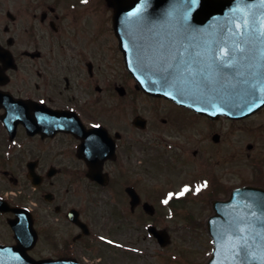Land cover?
<instances>
[{
	"label": "flooded vegetation",
	"instance_id": "obj_1",
	"mask_svg": "<svg viewBox=\"0 0 264 264\" xmlns=\"http://www.w3.org/2000/svg\"><path fill=\"white\" fill-rule=\"evenodd\" d=\"M113 6V0H0V264L154 262L159 243L148 226H158L148 205L193 203L196 193L211 203L240 185L263 186L262 168L256 181L231 185L226 120H245L264 107L233 120L163 98L158 106L128 83ZM137 93L155 103L149 117L131 112L130 94ZM12 98L25 107L15 108ZM245 148L248 160L264 164V149L251 155L255 144ZM135 160L153 175L148 196L131 178ZM188 160L194 167L183 172ZM181 173L187 178L182 174L186 183L178 191L189 189L183 196L171 185Z\"/></svg>",
	"mask_w": 264,
	"mask_h": 264
},
{
	"label": "water",
	"instance_id": "obj_2",
	"mask_svg": "<svg viewBox=\"0 0 264 264\" xmlns=\"http://www.w3.org/2000/svg\"><path fill=\"white\" fill-rule=\"evenodd\" d=\"M114 8L127 69L145 93L210 117L264 106V0H114ZM230 196L213 202L206 264H264V189Z\"/></svg>",
	"mask_w": 264,
	"mask_h": 264
},
{
	"label": "rangeland",
	"instance_id": "obj_3",
	"mask_svg": "<svg viewBox=\"0 0 264 264\" xmlns=\"http://www.w3.org/2000/svg\"><path fill=\"white\" fill-rule=\"evenodd\" d=\"M129 82L133 83V80L130 78L128 80V83ZM163 102L162 99H156L158 106ZM130 104L135 106V108L131 109V112L141 111L145 117H149L151 115L150 110L155 103L141 93H137L136 95L130 94ZM226 121L231 143L230 153L231 157L234 158L229 173L231 185L238 186L240 183L256 181L257 170L262 168V171H260V173H262L260 181L264 186V164L258 167L248 160L249 158L246 157L248 150L245 148L248 142L255 144L256 149L250 151L251 155H257L264 149V138L262 137V134H260V131L264 130V110L258 111L255 115L242 121ZM165 131L166 128L159 127V133ZM257 131L258 134L255 136ZM189 133H195L197 135L198 131L194 130ZM134 136H137L138 138L140 137L137 133H134ZM194 146V144L188 143L186 144V150L192 151ZM240 155L242 157L235 160V158ZM190 156L191 155L187 152V157L190 158ZM138 158H140V160L144 159L142 156H138ZM140 160H135L133 168L135 171L132 172L133 175L131 178L136 180L137 187L143 192V195L148 196L149 192L152 190L153 175L149 178V172H147L148 168L146 171L141 170L143 163ZM189 161L190 160H188L186 164L188 168L184 167L183 172L184 169H189L190 171L192 167H194L191 166ZM160 172H162V170ZM182 174L185 176L186 173H181L178 178H172V181L174 182H172L171 185L175 188L176 193H179V188H182L184 183H186V181L180 183L183 181ZM173 176L174 175H172V177ZM185 177L187 178V176ZM191 179L192 177L190 175V180ZM165 186L166 185H164V187ZM195 195L196 197L193 203L187 202L175 206H162L157 204L155 207L157 212L154 221L158 227L166 228L169 231L170 244L166 246V249H161L157 246L160 257L157 260L155 258L154 262L149 261L150 264H203L205 260L208 259L212 247V240L207 233L205 223L207 216L212 213L211 203L208 199L198 197L200 196L199 193H196ZM143 243L144 248L149 246L148 240H144ZM155 249V245L152 243V254H155ZM166 258L169 260L167 261L168 263H166ZM149 263L146 262L145 259L144 264Z\"/></svg>",
	"mask_w": 264,
	"mask_h": 264
},
{
	"label": "snow or ice",
	"instance_id": "obj_4",
	"mask_svg": "<svg viewBox=\"0 0 264 264\" xmlns=\"http://www.w3.org/2000/svg\"><path fill=\"white\" fill-rule=\"evenodd\" d=\"M206 186V185H205ZM199 189H197V191H198ZM187 191H189V189L187 188V187H185L180 193H179V195H181V196H183ZM171 195L172 194H169V198H171ZM168 202V200H165L164 201V203H167Z\"/></svg>",
	"mask_w": 264,
	"mask_h": 264
}]
</instances>
